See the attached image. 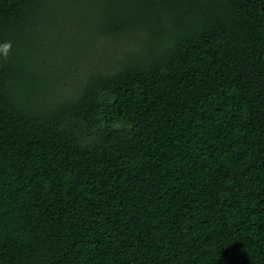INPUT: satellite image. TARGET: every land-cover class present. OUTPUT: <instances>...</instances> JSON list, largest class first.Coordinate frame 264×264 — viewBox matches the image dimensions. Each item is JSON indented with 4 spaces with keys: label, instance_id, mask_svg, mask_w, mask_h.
<instances>
[{
    "label": "trees",
    "instance_id": "trees-1",
    "mask_svg": "<svg viewBox=\"0 0 264 264\" xmlns=\"http://www.w3.org/2000/svg\"><path fill=\"white\" fill-rule=\"evenodd\" d=\"M0 264H264V0H0Z\"/></svg>",
    "mask_w": 264,
    "mask_h": 264
},
{
    "label": "clouds",
    "instance_id": "clouds-1",
    "mask_svg": "<svg viewBox=\"0 0 264 264\" xmlns=\"http://www.w3.org/2000/svg\"><path fill=\"white\" fill-rule=\"evenodd\" d=\"M10 50H11V42H5L2 45H0V54H2L5 59H7Z\"/></svg>",
    "mask_w": 264,
    "mask_h": 264
}]
</instances>
